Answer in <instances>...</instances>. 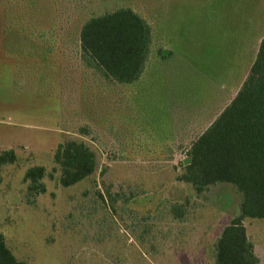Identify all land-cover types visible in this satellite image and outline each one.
<instances>
[{"label":"rangeland","instance_id":"1","mask_svg":"<svg viewBox=\"0 0 264 264\" xmlns=\"http://www.w3.org/2000/svg\"><path fill=\"white\" fill-rule=\"evenodd\" d=\"M120 7L151 29L133 84L103 78L80 48L82 24ZM242 25L247 37L232 48L227 37ZM263 38L264 0H0V153L17 154L0 163V233L17 258L215 264L240 195L222 183L198 193L180 176L191 142L233 99ZM68 139L90 145L98 166L65 187L54 156ZM40 165L58 171L43 178L45 192L31 193L25 174ZM176 203L183 219L169 212ZM244 224L264 264V219Z\"/></svg>","mask_w":264,"mask_h":264},{"label":"trees","instance_id":"2","mask_svg":"<svg viewBox=\"0 0 264 264\" xmlns=\"http://www.w3.org/2000/svg\"><path fill=\"white\" fill-rule=\"evenodd\" d=\"M82 58L103 78L120 84H133L143 75L150 56L151 29L146 18L132 7H120L87 19L80 30ZM190 162L180 178L198 193L218 183L232 186L240 195L239 212L223 228L215 244V264H260L255 244L244 224L246 218L264 219V38L254 62L230 103L191 142ZM14 149L0 153V163L15 162ZM60 181L65 187L95 173V150L84 141L68 139L54 156ZM58 171L57 167L53 168ZM45 166L26 171L32 193L46 191L42 181ZM181 205L169 212L183 219ZM0 264H28L20 260L0 233Z\"/></svg>","mask_w":264,"mask_h":264},{"label":"crops","instance_id":"3","mask_svg":"<svg viewBox=\"0 0 264 264\" xmlns=\"http://www.w3.org/2000/svg\"><path fill=\"white\" fill-rule=\"evenodd\" d=\"M247 32H248V30H247V26H240V28H235L233 31H232V34L231 35H229L228 37H227V39H228V43L230 44V46H232V48H233V45H234V43L235 42H238L239 40H242V38H240V36H242L243 35V38L246 36L247 37ZM199 39V38H198ZM239 49H242L241 48V46H237ZM258 50V49H257ZM236 51H239V52H237V56L238 55H241V52H240V50H236ZM242 51H244V50H242ZM256 54H257V52H256ZM256 54H255V57H256ZM255 57H254V59L252 60V62H251V64L249 65V68H250V66L252 65V63L254 62V60H255ZM248 71H249V69H248ZM248 71H247V73H248ZM247 73H246V75H247ZM246 75H245V77H246ZM245 79V78H244ZM244 81V80H243ZM243 83V82H242ZM241 86V85H240ZM240 88V87H239ZM239 90V89H238ZM236 95V94H235ZM235 97V96H234ZM233 97V98H234ZM215 119V118H214ZM213 119V120H214ZM210 124V123H209ZM261 262V261H260Z\"/></svg>","mask_w":264,"mask_h":264},{"label":"water","instance_id":"4","mask_svg":"<svg viewBox=\"0 0 264 264\" xmlns=\"http://www.w3.org/2000/svg\"><path fill=\"white\" fill-rule=\"evenodd\" d=\"M189 162H190V158H186L185 163H189Z\"/></svg>","mask_w":264,"mask_h":264}]
</instances>
